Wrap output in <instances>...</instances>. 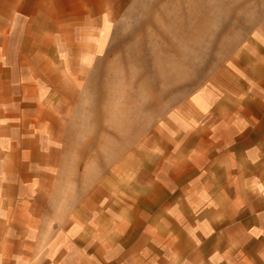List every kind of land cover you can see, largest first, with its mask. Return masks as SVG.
I'll use <instances>...</instances> for the list:
<instances>
[{
	"label": "crops",
	"instance_id": "1",
	"mask_svg": "<svg viewBox=\"0 0 264 264\" xmlns=\"http://www.w3.org/2000/svg\"><path fill=\"white\" fill-rule=\"evenodd\" d=\"M103 15L104 0H0V264H264V50L230 94H198L112 210L99 188L95 209H34L53 149L42 75L71 73L73 35Z\"/></svg>",
	"mask_w": 264,
	"mask_h": 264
},
{
	"label": "rangeland",
	"instance_id": "2",
	"mask_svg": "<svg viewBox=\"0 0 264 264\" xmlns=\"http://www.w3.org/2000/svg\"><path fill=\"white\" fill-rule=\"evenodd\" d=\"M103 18L89 41L73 35L71 73L42 75L35 109L53 149L40 157V212L95 209L98 188L112 210L198 94H230L264 50V0H104Z\"/></svg>",
	"mask_w": 264,
	"mask_h": 264
}]
</instances>
